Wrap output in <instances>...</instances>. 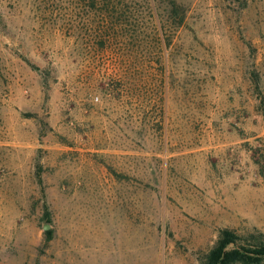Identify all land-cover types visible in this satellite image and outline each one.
<instances>
[{"label": "rangeland", "instance_id": "1", "mask_svg": "<svg viewBox=\"0 0 264 264\" xmlns=\"http://www.w3.org/2000/svg\"><path fill=\"white\" fill-rule=\"evenodd\" d=\"M259 165L264 0H0V264H201Z\"/></svg>", "mask_w": 264, "mask_h": 264}, {"label": "trees", "instance_id": "2", "mask_svg": "<svg viewBox=\"0 0 264 264\" xmlns=\"http://www.w3.org/2000/svg\"><path fill=\"white\" fill-rule=\"evenodd\" d=\"M263 166L259 165L260 174ZM250 241L240 244L239 238L230 230H222L213 249L201 264H264V236H251Z\"/></svg>", "mask_w": 264, "mask_h": 264}, {"label": "water", "instance_id": "3", "mask_svg": "<svg viewBox=\"0 0 264 264\" xmlns=\"http://www.w3.org/2000/svg\"><path fill=\"white\" fill-rule=\"evenodd\" d=\"M45 229H48V226H46Z\"/></svg>", "mask_w": 264, "mask_h": 264}]
</instances>
